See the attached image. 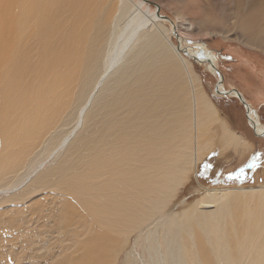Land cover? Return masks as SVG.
Instances as JSON below:
<instances>
[{
  "label": "bare ground",
  "instance_id": "obj_1",
  "mask_svg": "<svg viewBox=\"0 0 264 264\" xmlns=\"http://www.w3.org/2000/svg\"><path fill=\"white\" fill-rule=\"evenodd\" d=\"M136 1L0 0V194L18 200L50 186L72 197L57 217L66 246L50 264H120L123 256L124 264H213L211 252L196 258L202 234L196 213H181L179 189L219 139L224 151L248 142L220 116L184 53L220 79L214 56L183 45L169 20L175 44L160 2ZM222 1L168 2L196 17L190 36L227 28V39L264 54V0H229L231 14H218ZM249 114L264 133L253 107ZM50 139L58 143L40 161L30 158ZM232 192L223 199L242 206L234 248L213 241L220 196L197 203L210 250L217 264H264V184Z\"/></svg>",
  "mask_w": 264,
  "mask_h": 264
},
{
  "label": "rangeland",
  "instance_id": "obj_2",
  "mask_svg": "<svg viewBox=\"0 0 264 264\" xmlns=\"http://www.w3.org/2000/svg\"><path fill=\"white\" fill-rule=\"evenodd\" d=\"M127 1L132 6L137 3L136 0ZM148 1L152 2V7H154L153 2L161 3L160 15L164 17L163 20L170 29L169 35L175 44H179V38L175 37V29L169 24V20L175 21L178 31L186 36L187 43L183 41V45L193 46L192 48L198 54L202 52L205 56H214L217 68L224 77L225 89L239 91L264 125V54L238 41L227 39L226 37L232 33L227 28H221L219 32L211 36L203 34L190 36L186 26L195 25L196 17L189 15L183 5L176 2L169 3V0ZM192 5L188 4L189 9L193 8ZM219 5L220 7L216 8L218 14H223L224 10L231 14L232 6L229 0H223ZM196 6L197 3L194 7ZM176 13L183 18L177 17ZM201 25L205 26V23ZM187 52L190 56L185 57L193 63L194 70L200 75L205 92L216 105L220 116L227 122L230 129L248 142L239 149L229 147L224 151L222 144H219L221 143L219 139L213 148L203 152L202 157L195 163L196 166L194 165V171L188 176L187 180H190L179 189L181 213L195 212V228L202 234V240L198 242L195 249L196 258L201 261L207 253L211 252L213 264H217L215 254L210 250L209 245L210 237L206 227L208 217H202L200 221L203 213L201 207L197 209V203L203 201L205 195L209 198L220 196L211 215V224L219 228L213 236V241L218 240L226 245L232 244L234 248L241 224L234 223L232 220L235 217L241 218L242 206L234 202H226L223 197L225 193L233 195L232 191L235 188H257L264 184V138L255 136L247 119L246 109L237 97L216 95L214 88L219 77L212 74L205 65L194 61L191 58L192 52ZM57 143L58 141L54 139L46 141L30 158L36 156L40 161L48 149L53 148ZM24 169L23 175L28 174L29 165L27 164ZM233 175H237L244 183H232L229 178ZM11 196L7 195L11 198L10 201L0 194V264H40V262L50 264L51 260H55L66 246L65 243L60 242L62 239L57 233V217L71 207L72 197L70 199L60 197L59 192L50 186L35 190L29 195L19 196L18 200ZM231 200L241 202L243 197L233 196ZM170 206L167 209L168 214H172L168 211ZM211 206L213 207L214 204ZM222 236H224L223 241L219 240ZM67 238L73 243V238ZM134 244L135 238L132 240V246ZM43 245L46 246V252L43 251ZM241 256L239 252L237 263L241 260ZM225 258L228 260L229 255L225 254ZM120 264H124V256Z\"/></svg>",
  "mask_w": 264,
  "mask_h": 264
},
{
  "label": "water",
  "instance_id": "obj_3",
  "mask_svg": "<svg viewBox=\"0 0 264 264\" xmlns=\"http://www.w3.org/2000/svg\"><path fill=\"white\" fill-rule=\"evenodd\" d=\"M185 55H187L188 57L190 56V55L188 54V52H186ZM200 55H201V54H200ZM191 58H192L194 61H196V60H195V57L191 56ZM197 62H200V61L197 60ZM212 67L214 68L215 72H217V73L219 74V76H220V79H218V81H217V83H216V86H215V88H214V89H215L214 91H215L216 95L230 97L232 94H235L236 97H237V99L240 101V103H241V104L245 107V109H246L247 119H248V121H249L250 126L252 127V129H253V131H254L255 136H257V137H259V138H264V133H259V132L257 131V126H256L254 120H252L251 117H250L249 110L251 109V106H250V105L248 104V102L244 99L243 95H242L239 91H237V90H233V91L229 90V91H227V92H221L219 89H220V86H223V83H224V77H223L222 73L216 68L215 65H213Z\"/></svg>",
  "mask_w": 264,
  "mask_h": 264
},
{
  "label": "trees",
  "instance_id": "obj_4",
  "mask_svg": "<svg viewBox=\"0 0 264 264\" xmlns=\"http://www.w3.org/2000/svg\"><path fill=\"white\" fill-rule=\"evenodd\" d=\"M229 179H230V180L232 181V183H234V184H243V183H244V181H243L242 179H239L237 175L230 176Z\"/></svg>",
  "mask_w": 264,
  "mask_h": 264
},
{
  "label": "snow or ice",
  "instance_id": "obj_5",
  "mask_svg": "<svg viewBox=\"0 0 264 264\" xmlns=\"http://www.w3.org/2000/svg\"><path fill=\"white\" fill-rule=\"evenodd\" d=\"M252 166H254V165H252ZM243 170H241V172H242Z\"/></svg>",
  "mask_w": 264,
  "mask_h": 264
}]
</instances>
